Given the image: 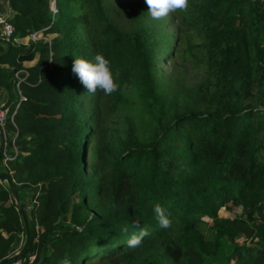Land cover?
Here are the masks:
<instances>
[{
	"label": "trees",
	"instance_id": "16d2710c",
	"mask_svg": "<svg viewBox=\"0 0 264 264\" xmlns=\"http://www.w3.org/2000/svg\"><path fill=\"white\" fill-rule=\"evenodd\" d=\"M7 4L13 31L5 40L0 30V92L18 151L0 172L29 230L17 258L264 264V1L189 0L172 30L166 17H150L145 0ZM183 25L199 35V69L191 75L175 61L164 74L162 61L184 58ZM97 53L119 84L111 95L87 92L72 72L75 56ZM111 118L119 127L109 133ZM157 202L170 228L159 226ZM140 228L148 235L129 247ZM24 234L0 179V261Z\"/></svg>",
	"mask_w": 264,
	"mask_h": 264
},
{
	"label": "clouds",
	"instance_id": "9594fccd",
	"mask_svg": "<svg viewBox=\"0 0 264 264\" xmlns=\"http://www.w3.org/2000/svg\"><path fill=\"white\" fill-rule=\"evenodd\" d=\"M148 6V13L153 20H160L171 13L186 11L189 0H145ZM72 72L79 78L87 92L95 94L99 89L104 95H111L119 90V84L110 66V60L102 53H97L93 60L82 56H75ZM155 218L161 228H170L172 220L165 208L159 203L153 205ZM138 226V221L135 224ZM122 232L128 233V227L124 226ZM148 235L145 228H140L139 232H133L128 240L129 247L135 248L141 244L142 239Z\"/></svg>",
	"mask_w": 264,
	"mask_h": 264
},
{
	"label": "rangeland",
	"instance_id": "374dc122",
	"mask_svg": "<svg viewBox=\"0 0 264 264\" xmlns=\"http://www.w3.org/2000/svg\"><path fill=\"white\" fill-rule=\"evenodd\" d=\"M8 9L9 8H8V5L6 4V0H0V16L1 17H5L8 15ZM179 16H181V15H179L178 13H176V14L171 13L166 17L168 23H170V21L172 22L170 24V26H168V30H172V29L177 28V26L179 25V23H178ZM183 27L185 28V34H186V36L183 39H184L185 44L187 45V50L185 52L184 58H179L177 56V54H174L173 58H171V59L166 58V60L162 61L159 64V67H160L159 70H161L162 73H164V74L169 72V70L172 67V64L175 61L178 62L179 64L187 65V67L190 69L191 75H194L196 70L199 69L198 64H200V63L198 62L197 57L200 56V52H199V47L196 44H194V43L198 42L199 35L196 32H192L191 35L189 36L188 26L183 25ZM191 45L193 48L190 51H188L189 47ZM180 47H182V44L177 43V48H180ZM191 51H193L195 55L192 54ZM117 127H119L117 119L111 118L108 120V132L109 133L114 132ZM1 165H2V162L0 161V169H1ZM33 191H35V188H32L30 190H22L20 193V196H22L23 199H24V197L30 198ZM22 239H23V237L21 235H18V238H17L15 244H18ZM22 243H23V241H22ZM165 264H166V260H165Z\"/></svg>",
	"mask_w": 264,
	"mask_h": 264
},
{
	"label": "built area",
	"instance_id": "2783aa9c",
	"mask_svg": "<svg viewBox=\"0 0 264 264\" xmlns=\"http://www.w3.org/2000/svg\"><path fill=\"white\" fill-rule=\"evenodd\" d=\"M264 1V0H263ZM0 30L2 37L5 40L10 39V35L13 31V26L10 21L7 20V16L0 17ZM39 36L38 31L32 32L29 36L25 37L26 42L29 39H36ZM23 40V41H25ZM5 99L2 97V94L0 93V133L2 137V150H1V156L3 158L4 164L6 163V159L12 156L13 154L17 153L18 149L17 146L14 144L13 141V134L7 133L6 128L4 126V123L6 121V116L8 113V108L4 106ZM12 118V116H11ZM15 136V133H14ZM10 138H12V144H10ZM33 255L30 256L29 260L32 261ZM7 264H25L24 260L21 258H16L13 261L7 263Z\"/></svg>",
	"mask_w": 264,
	"mask_h": 264
},
{
	"label": "water",
	"instance_id": "95a60500",
	"mask_svg": "<svg viewBox=\"0 0 264 264\" xmlns=\"http://www.w3.org/2000/svg\"><path fill=\"white\" fill-rule=\"evenodd\" d=\"M1 150H2V137H1V133H0V156H1ZM0 179L2 181H5L8 184V186H9L11 194H12V196H13L15 202H16L17 209L19 210L20 215H21V217L23 219L24 230H25V234H24L25 238H24V241H23L22 245L20 246L19 250L16 253L12 254V255L6 256L4 259H2L0 261V264H7V263L13 261L14 259H16L17 256L23 251V249L27 245L28 240H29V230H28V227H27L25 214H24L23 208H22V206L20 204V200H19L17 192H16V190L14 188L13 182L10 180L9 176L7 174L3 173V172H0Z\"/></svg>",
	"mask_w": 264,
	"mask_h": 264
},
{
	"label": "crops",
	"instance_id": "0c3cea01",
	"mask_svg": "<svg viewBox=\"0 0 264 264\" xmlns=\"http://www.w3.org/2000/svg\"><path fill=\"white\" fill-rule=\"evenodd\" d=\"M6 4H7V0H6ZM8 5V4H7ZM9 8V7H8ZM9 14H11V10L10 9H8V15ZM7 15V16H8ZM1 17V16H0ZM26 38H24L23 40H25ZM27 40V39H26ZM26 40L24 41V42H26ZM1 93V92H0ZM6 92H4V93H1L2 94V97L4 98V99H6V94H5ZM3 164H4V162H2V165H1V167L3 166ZM23 199V198H22ZM25 199V200H24ZM24 199H23V201H27L29 198H27V197H24ZM22 241H23V239L18 243V244H15L14 245V249L12 250V254H14V253H16L18 250H19V248H20V246L22 245L21 243H22ZM12 254H10V255H12Z\"/></svg>",
	"mask_w": 264,
	"mask_h": 264
}]
</instances>
